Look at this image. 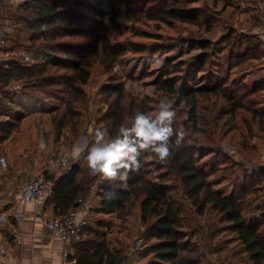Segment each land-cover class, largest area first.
I'll return each mask as SVG.
<instances>
[{
	"label": "trees",
	"instance_id": "16d2710c",
	"mask_svg": "<svg viewBox=\"0 0 264 264\" xmlns=\"http://www.w3.org/2000/svg\"><path fill=\"white\" fill-rule=\"evenodd\" d=\"M19 10L27 15L24 25L32 33L33 58L30 65L19 61L0 65V96L15 83L25 84L24 94L0 102V153L29 119L44 128L49 149L51 137L55 147L65 132L78 140L83 125L81 107L87 108L90 102L85 87L96 67L108 76L99 91L107 107L100 122L112 135L121 124L130 125L138 112L154 111L165 96L177 113L173 128L183 134L170 138L168 159L149 158L145 153L143 167L130 172L124 186L119 180L90 175L85 170L86 151L82 162L71 165L56 180L50 198L52 217L65 218L80 199L94 195L98 205L91 213L95 216L114 215L125 222L132 211L139 210L144 231L138 234L136 245L140 241L142 248L135 255L140 264H217L213 257L225 252L228 241H219L217 248L214 243L224 233L234 237L251 264H264V213L255 221L245 217L257 194L256 181L249 183L253 176L244 177L240 190L231 196L215 188L209 180L216 173L214 166L208 171L209 164L201 162L206 155L222 153L228 135L218 130L216 122L213 132L220 139L212 133L214 138L207 146L199 140V111L206 103L224 104L222 113L235 131L239 117L246 115L264 132V107H258L264 102L260 98L264 82L250 89L244 79L230 81L235 69L262 60L263 41L229 28L221 39H213L214 21L227 12L223 0H26ZM261 19L262 15L256 22L263 27ZM183 46L200 53L176 64L166 62L153 97L129 93L115 73L129 54L155 55ZM224 158L226 162L231 159ZM177 190L203 223L198 221L195 227L183 217L174 194ZM91 217L82 242L73 245L76 264H126L128 257L113 251L108 242L104 230L111 226ZM198 232L211 247L194 240Z\"/></svg>",
	"mask_w": 264,
	"mask_h": 264
},
{
	"label": "rangeland",
	"instance_id": "374dc122",
	"mask_svg": "<svg viewBox=\"0 0 264 264\" xmlns=\"http://www.w3.org/2000/svg\"><path fill=\"white\" fill-rule=\"evenodd\" d=\"M25 1L26 0H0V27L7 26L13 31L8 47L5 52L1 54L3 59H5V63L8 61H19L26 65L32 63L31 58H33V53L31 51L33 49L30 43L32 33L27 31L24 25L27 15H24L19 10V7L23 5ZM223 1L227 6V12L221 18L214 21L216 29L213 39H221L229 28L237 31L239 34L257 35V39L263 41L261 36L264 33V26H259L256 20L262 15L261 22H259L264 25V0ZM201 38L207 37L204 36ZM236 49H239V47ZM198 53H200L198 49L193 50L191 46H183L179 49L157 53L155 55L138 56L129 54L115 67V73L123 81L129 93L140 98H149L153 97L154 84L166 62L176 64ZM107 77L108 76L100 67H96L91 82L85 87L90 102L87 108L86 106L84 108L81 107L83 112V125L81 126L79 139L73 140L72 137L68 135V132H65L63 138L55 147L52 146L53 141L51 137V147L53 149H49L50 145H43L35 149V152L39 149L40 152H46L45 149H48L47 154L44 155L47 167L42 169V173L39 177L48 175L55 169V163L60 160L68 159V165L70 166L84 160L83 156L88 149V144L89 142H93V137L89 135V129L97 127L103 128L100 119L107 107L102 103L99 91L102 85L107 83ZM241 79H244V83L247 84L250 89L262 84L264 82V57L258 62H247L245 65L231 72L230 81L234 80L237 82ZM24 85V83H15L11 88H8L9 95L7 96L8 93H3V95L0 96L1 104L5 103L6 99L12 97V95L20 96L24 94ZM260 98H264V94H262ZM52 103H56V101ZM225 107L224 104L213 105L211 103H206L202 105L199 111L201 130L199 140L203 146H207L209 140L214 137L220 139V136L213 132V130L216 131L213 127L216 122L219 126L218 130L223 131V133L226 132L228 135L221 145L223 154L214 153L206 155L201 164L208 163V171L213 170V168L210 167L214 166L216 173L212 174L209 180L213 183L215 188L224 189L230 196L233 195V192L236 190H240V186L244 183V177L253 176V179H251L252 181L249 183L256 181L253 185H255L254 187L257 189V194L252 196V201L254 202H251V208L245 211V217L248 221H255L264 213V132L260 131L258 125L254 124L250 116L246 115L242 118L239 117L237 121L238 129L235 131V126L229 121L228 116L222 113ZM258 107L263 108L264 102ZM36 129L37 126L33 120H26V124L21 133L17 134L14 140L7 144L8 163L11 162V164L19 166L21 164L20 156L23 151L29 154L34 148L38 147ZM212 133H214V137ZM46 142V137L42 135V143ZM77 144L81 145V152L78 156L72 154V148ZM30 146H32V149L28 150ZM222 155L230 157V161L226 162ZM84 164L85 170L87 169L90 175L95 176L89 169L87 161H85ZM31 181L33 180H28L27 183ZM174 194L176 198L178 197L177 199L180 200L179 203L182 208L183 217L193 221L195 227L198 221L203 223L202 220H198V218L193 215V210L190 206H188L186 202H183L184 200L180 195V191L177 190ZM86 201H89L93 207L96 208L98 203L96 196L92 195ZM261 207L263 210H259ZM94 218L95 215H93L90 220ZM105 219L109 220L111 218ZM113 223L114 225L111 226L109 230H104L108 233L107 239L111 249L113 251H121V253L125 254L129 259L126 264H140L138 256L135 255L136 250L142 248V242L139 241L138 245H136L138 234L144 231L140 222L139 210L132 211L129 219L125 222L118 220ZM201 238V232H198L194 240L200 242L203 247L209 245L206 239L203 238L202 240ZM233 239L234 237L232 235L224 233L219 239L215 240V248L223 242H228L224 244L225 252L213 257V261L217 262V264H251L247 255L243 252V248ZM219 241L222 242L219 243ZM141 264H145V261H142Z\"/></svg>",
	"mask_w": 264,
	"mask_h": 264
},
{
	"label": "crops",
	"instance_id": "0c3cea01",
	"mask_svg": "<svg viewBox=\"0 0 264 264\" xmlns=\"http://www.w3.org/2000/svg\"><path fill=\"white\" fill-rule=\"evenodd\" d=\"M25 124L26 122L19 133ZM35 124L38 147L35 146L29 154L23 151L19 166L7 162V144L19 133L4 145L0 153V251L6 252L5 255H0V259L4 264H76L73 245L55 239L43 227L44 220L53 215V203L50 202L52 193L41 202H26L18 194L20 187L28 180H36L42 169L47 167L44 155L48 149H45L46 152H40V149L35 152V149L47 146V143H42L44 128L36 122ZM31 149L32 146L28 148ZM94 214L95 212L91 213L89 217ZM95 217L108 226H113V222L118 221L114 215L97 214Z\"/></svg>",
	"mask_w": 264,
	"mask_h": 264
},
{
	"label": "clouds",
	"instance_id": "9594fccd",
	"mask_svg": "<svg viewBox=\"0 0 264 264\" xmlns=\"http://www.w3.org/2000/svg\"><path fill=\"white\" fill-rule=\"evenodd\" d=\"M176 111L167 96L159 100L155 110L147 114L138 112L130 125L121 124L112 135L107 126L90 128L93 142L87 149L89 169L102 179L119 180L124 186L130 172H139L143 167L145 153L149 158L164 161L171 154L170 138L181 132L173 128ZM81 145H74L73 155H79Z\"/></svg>",
	"mask_w": 264,
	"mask_h": 264
},
{
	"label": "built area",
	"instance_id": "2783aa9c",
	"mask_svg": "<svg viewBox=\"0 0 264 264\" xmlns=\"http://www.w3.org/2000/svg\"><path fill=\"white\" fill-rule=\"evenodd\" d=\"M12 33L13 31L10 27H0V65L5 62V59L1 56L3 54L2 49L9 44ZM261 38L264 41V33ZM54 167L55 169L48 175L38 177L36 180L24 184L19 188L18 194L26 202H41L45 200L49 194L53 193L56 180L71 169V166L68 165V159L58 161ZM92 209L93 205L89 201L80 199L76 207L72 208L65 218H47L43 222V227L52 237L65 244H79L83 240L84 231L88 225V217ZM5 253L4 250L0 251V255H5ZM0 264H4L1 259Z\"/></svg>",
	"mask_w": 264,
	"mask_h": 264
}]
</instances>
